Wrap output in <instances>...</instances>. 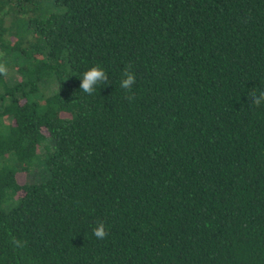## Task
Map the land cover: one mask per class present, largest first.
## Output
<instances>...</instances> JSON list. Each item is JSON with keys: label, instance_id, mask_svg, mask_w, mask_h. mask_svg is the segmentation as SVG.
Wrapping results in <instances>:
<instances>
[{"label": "trees", "instance_id": "1", "mask_svg": "<svg viewBox=\"0 0 264 264\" xmlns=\"http://www.w3.org/2000/svg\"><path fill=\"white\" fill-rule=\"evenodd\" d=\"M0 53V264H264V0H0Z\"/></svg>", "mask_w": 264, "mask_h": 264}, {"label": "clouds", "instance_id": "2", "mask_svg": "<svg viewBox=\"0 0 264 264\" xmlns=\"http://www.w3.org/2000/svg\"><path fill=\"white\" fill-rule=\"evenodd\" d=\"M3 55V53H0V57H3ZM9 74V66L7 62L0 59V77H8ZM122 76L123 78L120 81V87L126 91H130L136 80L135 75L130 71V66L123 70ZM107 83H109V79L105 70L99 65H96L90 67L83 73L79 87L83 93L92 95L96 90L97 85H105ZM133 98L132 95L126 97V99L129 100H132ZM249 98L253 105L256 107L261 106L264 104V90H261L258 94L255 92L249 94ZM93 235L99 240H103L108 235V230L103 221L97 222L96 227L93 229ZM11 244L15 249L20 250L26 246V241L12 237Z\"/></svg>", "mask_w": 264, "mask_h": 264}, {"label": "rangeland", "instance_id": "3", "mask_svg": "<svg viewBox=\"0 0 264 264\" xmlns=\"http://www.w3.org/2000/svg\"><path fill=\"white\" fill-rule=\"evenodd\" d=\"M11 74V71H9ZM49 91H46L42 88L43 95L47 94ZM48 172L44 167L42 160H38L28 171L18 170L16 172V180L18 183L24 182H38L47 178ZM9 202L3 203V207H8Z\"/></svg>", "mask_w": 264, "mask_h": 264}]
</instances>
